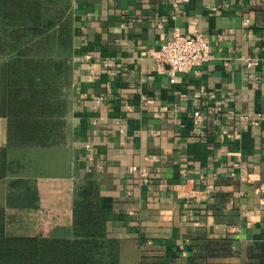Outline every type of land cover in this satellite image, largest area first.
Segmentation results:
<instances>
[{
    "label": "crops",
    "instance_id": "obj_1",
    "mask_svg": "<svg viewBox=\"0 0 264 264\" xmlns=\"http://www.w3.org/2000/svg\"><path fill=\"white\" fill-rule=\"evenodd\" d=\"M56 1L72 33L63 123L21 142L0 114L5 234L72 238L75 192L94 182L117 264H264V0ZM13 22L0 0V81L37 37ZM176 29L207 36L211 58L171 82L148 51Z\"/></svg>",
    "mask_w": 264,
    "mask_h": 264
},
{
    "label": "trees",
    "instance_id": "obj_2",
    "mask_svg": "<svg viewBox=\"0 0 264 264\" xmlns=\"http://www.w3.org/2000/svg\"><path fill=\"white\" fill-rule=\"evenodd\" d=\"M7 3L13 24L37 37L1 69L0 114L9 119V136L42 143L56 137L63 123L71 23L62 20L60 1ZM50 28L56 30L48 33ZM116 249V241L107 239V213L94 182L75 192L72 238L9 236L0 227V264H117Z\"/></svg>",
    "mask_w": 264,
    "mask_h": 264
},
{
    "label": "built area",
    "instance_id": "obj_3",
    "mask_svg": "<svg viewBox=\"0 0 264 264\" xmlns=\"http://www.w3.org/2000/svg\"><path fill=\"white\" fill-rule=\"evenodd\" d=\"M244 23L249 24V19H245ZM210 43V39L198 30L193 33H184L176 29L168 42L162 44L159 48H151L148 53L155 59L158 70L160 72L167 71L170 74L171 82H175L178 73L190 72L211 58ZM86 57L89 59L92 56L87 54ZM255 65L256 62L254 60L248 62L250 67ZM141 97L143 103L151 102L145 95ZM260 118L261 115L257 114L251 118V121L254 124H258ZM203 121L202 111H195L194 124L198 126ZM131 170L137 172L145 183L150 181L148 168L133 165ZM214 191L215 185L209 184L204 190L199 191V194L202 197H208Z\"/></svg>",
    "mask_w": 264,
    "mask_h": 264
}]
</instances>
